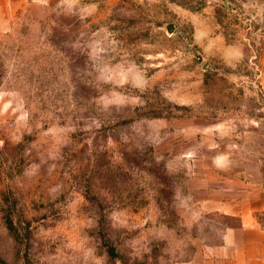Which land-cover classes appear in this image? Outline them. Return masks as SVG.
<instances>
[{
  "label": "rangeland",
  "instance_id": "1",
  "mask_svg": "<svg viewBox=\"0 0 264 264\" xmlns=\"http://www.w3.org/2000/svg\"><path fill=\"white\" fill-rule=\"evenodd\" d=\"M7 21L0 264L218 245L232 222L193 205L190 179L220 153L264 179V0H12Z\"/></svg>",
  "mask_w": 264,
  "mask_h": 264
},
{
  "label": "crops",
  "instance_id": "2",
  "mask_svg": "<svg viewBox=\"0 0 264 264\" xmlns=\"http://www.w3.org/2000/svg\"><path fill=\"white\" fill-rule=\"evenodd\" d=\"M0 0V33L8 27L9 5ZM190 196L199 210L229 220L221 242L183 264H264V179L260 165L241 155L220 153L190 179Z\"/></svg>",
  "mask_w": 264,
  "mask_h": 264
},
{
  "label": "water",
  "instance_id": "3",
  "mask_svg": "<svg viewBox=\"0 0 264 264\" xmlns=\"http://www.w3.org/2000/svg\"><path fill=\"white\" fill-rule=\"evenodd\" d=\"M167 30L171 33V32H172V26L169 25V26L167 27Z\"/></svg>",
  "mask_w": 264,
  "mask_h": 264
}]
</instances>
